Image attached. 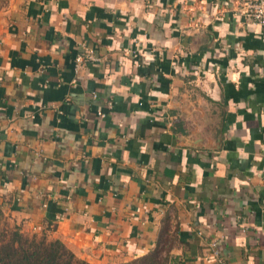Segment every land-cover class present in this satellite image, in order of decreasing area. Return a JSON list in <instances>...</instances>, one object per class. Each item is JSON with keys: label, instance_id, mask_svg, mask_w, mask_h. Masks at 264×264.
<instances>
[{"label": "crops", "instance_id": "obj_1", "mask_svg": "<svg viewBox=\"0 0 264 264\" xmlns=\"http://www.w3.org/2000/svg\"><path fill=\"white\" fill-rule=\"evenodd\" d=\"M233 2L0 0V217L92 264L161 233L263 264L264 27Z\"/></svg>", "mask_w": 264, "mask_h": 264}, {"label": "trees", "instance_id": "obj_2", "mask_svg": "<svg viewBox=\"0 0 264 264\" xmlns=\"http://www.w3.org/2000/svg\"><path fill=\"white\" fill-rule=\"evenodd\" d=\"M6 227L0 228V264H92L77 258L59 239L28 237L17 227ZM168 240L170 237L161 233L153 249L115 264H180L178 257L170 253L172 244Z\"/></svg>", "mask_w": 264, "mask_h": 264}, {"label": "built area", "instance_id": "obj_3", "mask_svg": "<svg viewBox=\"0 0 264 264\" xmlns=\"http://www.w3.org/2000/svg\"><path fill=\"white\" fill-rule=\"evenodd\" d=\"M234 14L247 21L258 24L264 27V0H234ZM189 27L198 30L202 27L201 20L194 14H191L189 19ZM98 57L94 55L93 51L85 48L80 53H77L73 59V69L75 72L80 71L88 62H94ZM211 253L215 257L218 254L217 241L215 239L210 241ZM264 264V263H263Z\"/></svg>", "mask_w": 264, "mask_h": 264}, {"label": "rangeland", "instance_id": "obj_4", "mask_svg": "<svg viewBox=\"0 0 264 264\" xmlns=\"http://www.w3.org/2000/svg\"><path fill=\"white\" fill-rule=\"evenodd\" d=\"M8 227L9 228V230H10V224L8 223V222H6L4 219H3V216H1L0 217V228H3V227ZM6 227V228H7ZM26 236H28V237H31L32 235H26ZM167 242H169V243H171L172 245H173V240L172 239H170V240H168Z\"/></svg>", "mask_w": 264, "mask_h": 264}]
</instances>
